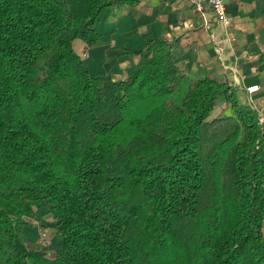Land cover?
Segmentation results:
<instances>
[{"label":"trees","instance_id":"obj_1","mask_svg":"<svg viewBox=\"0 0 264 264\" xmlns=\"http://www.w3.org/2000/svg\"><path fill=\"white\" fill-rule=\"evenodd\" d=\"M134 1L0 0V264H264L258 110L224 80L182 84L163 38L123 79L72 47ZM37 208L57 250L24 236Z\"/></svg>","mask_w":264,"mask_h":264},{"label":"crops","instance_id":"obj_2","mask_svg":"<svg viewBox=\"0 0 264 264\" xmlns=\"http://www.w3.org/2000/svg\"><path fill=\"white\" fill-rule=\"evenodd\" d=\"M227 12L231 24L223 27L209 7L196 10L187 0L120 2L101 9L94 25L99 35L95 43L75 38L72 47L90 75L123 79L148 56L143 53L146 42L163 38L176 49L182 84L204 76L224 80L240 103L250 104L264 118V61L258 60L264 52V0H230ZM253 84L259 88L249 93L246 86ZM231 113L224 100L212 111ZM28 221L27 240L39 241V232L45 230L49 250L59 248L60 235L49 213L37 208Z\"/></svg>","mask_w":264,"mask_h":264},{"label":"built area","instance_id":"obj_3","mask_svg":"<svg viewBox=\"0 0 264 264\" xmlns=\"http://www.w3.org/2000/svg\"><path fill=\"white\" fill-rule=\"evenodd\" d=\"M196 10H202L204 6H207L210 8V10L213 12L216 20L219 21V23L223 27H228L231 24L230 15L227 12V3L230 0H187ZM259 85L253 84L250 86H246V90L251 93L256 90H258ZM263 117L260 116V121H263ZM47 233L45 230H41L39 232V242L42 244H46L47 242Z\"/></svg>","mask_w":264,"mask_h":264},{"label":"rangeland","instance_id":"obj_4","mask_svg":"<svg viewBox=\"0 0 264 264\" xmlns=\"http://www.w3.org/2000/svg\"><path fill=\"white\" fill-rule=\"evenodd\" d=\"M181 90H179V89L176 90V92L174 93V98L175 99H178L179 98L180 93L182 92ZM47 239H48V236H47ZM46 244H48V240H47Z\"/></svg>","mask_w":264,"mask_h":264}]
</instances>
